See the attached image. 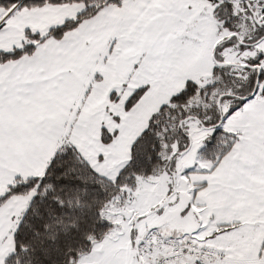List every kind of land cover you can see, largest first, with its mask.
<instances>
[{
  "label": "snow or ice",
  "instance_id": "snow-or-ice-1",
  "mask_svg": "<svg viewBox=\"0 0 264 264\" xmlns=\"http://www.w3.org/2000/svg\"><path fill=\"white\" fill-rule=\"evenodd\" d=\"M209 20L216 41L211 75L187 78L160 105L115 182L97 172L73 142L74 131L95 116L85 111L104 79L95 66L112 67L113 60L132 66L104 104L119 124L112 106L132 77L177 71L192 56L189 34ZM152 87L149 79L132 88L123 110ZM119 131L102 123L101 142ZM196 136L194 163L177 173V160ZM53 138L58 146L47 155ZM165 157L173 180L175 174L204 176L192 181L181 215L193 205L201 210L192 213L198 226L191 231L158 235L155 245L150 235L141 240L142 255L170 248L155 259L146 255L147 264H264V0H0V264H79L83 245L71 242L73 234L91 252L103 235L88 239L85 222L93 232L115 227L101 215L116 194L111 189L165 165ZM25 168L29 174L14 170ZM205 188L208 198H223L231 219L217 221L215 212L207 224L200 219L208 208L197 192ZM93 208L98 219L89 216Z\"/></svg>",
  "mask_w": 264,
  "mask_h": 264
},
{
  "label": "crops",
  "instance_id": "crops-1",
  "mask_svg": "<svg viewBox=\"0 0 264 264\" xmlns=\"http://www.w3.org/2000/svg\"><path fill=\"white\" fill-rule=\"evenodd\" d=\"M186 44L192 52L191 58L177 71L170 75L161 77L159 74L155 77H149L146 73L137 72L132 77L129 88L123 93L120 104L112 106V111L121 117L117 124L107 112L104 111V104L107 101V92L110 88H120L122 82L127 79L128 73L132 66L130 63H117L111 61L112 67L105 64H98L93 69L103 74L102 82L94 85L93 97L85 109L86 112H94V118L85 119V121L73 133V142L77 144L81 152L91 162L93 168L109 179H115L120 169L128 162L130 157V148L136 137L146 128L150 116L168 101V98L176 91L183 88L187 78H197L201 69L210 72L213 64V47L215 40L213 38L207 43L200 39V26H195L189 34ZM212 51V52H211ZM167 72V69L164 70ZM90 78V77H89ZM149 79L153 81V87L149 93L141 99L129 112L123 110V99L130 94L132 88L147 82ZM156 81H160L157 83ZM106 85V86H105ZM87 80H85V87ZM102 88L103 91L98 93L96 90ZM82 94V90H81ZM98 97V98H96ZM108 127L109 131L119 128V134L113 140L104 144L101 142V124ZM62 142V141H61ZM58 146L57 138H53L48 142L46 154L50 155L51 151ZM24 171L29 174L30 169H14ZM209 189H201L197 192V196L207 200V208L205 216L208 217L212 212L216 213V220L231 219V216L223 210V198H208L206 193ZM201 210V209H200ZM167 235V234H165Z\"/></svg>",
  "mask_w": 264,
  "mask_h": 264
},
{
  "label": "rangeland",
  "instance_id": "rangeland-1",
  "mask_svg": "<svg viewBox=\"0 0 264 264\" xmlns=\"http://www.w3.org/2000/svg\"><path fill=\"white\" fill-rule=\"evenodd\" d=\"M200 39L207 43L212 39L215 26L212 21L200 23ZM212 52V51H211ZM199 74L203 77L210 76V72L201 69ZM199 136H196L193 146L176 162L177 173L192 163L196 158V148L199 146ZM165 165H161L156 173L150 175H137L135 186L126 188L127 195L119 202L107 206L103 212L115 227H110L99 241V244L91 252L81 254L79 264H138L135 253L134 240H140L142 235L157 228L163 234L172 236L183 232L191 231L197 227V220L193 212H200L199 208L193 205L190 212L181 215L188 201L192 199V189L195 184L192 181L203 179L199 173L193 172L189 177L175 174L173 180L165 171ZM205 166L201 164V167ZM171 184V191L169 185ZM197 196V199H199ZM129 197L132 199L129 200ZM165 198H168L160 208H157ZM121 211L131 212L126 217ZM137 218L135 224L134 219ZM205 224L208 223L206 216L200 217ZM135 232V236L133 233ZM103 248V255H97L100 248Z\"/></svg>",
  "mask_w": 264,
  "mask_h": 264
},
{
  "label": "trees",
  "instance_id": "trees-1",
  "mask_svg": "<svg viewBox=\"0 0 264 264\" xmlns=\"http://www.w3.org/2000/svg\"><path fill=\"white\" fill-rule=\"evenodd\" d=\"M184 87V86H183ZM166 103V102H165ZM159 110V108L156 110V111H158ZM155 111V112H156ZM152 116V115H151ZM150 116V117H151ZM148 122H149V120H148ZM147 126H148V123H147ZM146 126V127H147ZM141 134V133H140ZM139 134V135H140ZM138 135V136H139ZM137 136V137H138ZM136 137V138H137ZM130 151H131V148H130ZM130 158V157H129ZM160 166L161 165H158L156 168H155V170L154 171H152V172H149V173H144L143 172V170L141 171V173L140 174H138V175H150V174H154V173H156L157 172V170L160 168ZM123 168V167H122ZM121 168V169H122ZM120 169V170H121ZM120 172V171H119ZM118 172V173H119ZM118 175V174H117ZM136 176L137 175H135V178H134V180H128V182H126V183H124V182H120V183H118V189L119 190H117V188H112L111 189V192H115L116 194L115 195H113L112 196V198L108 201V203L107 204H105L104 205V207H103V209H102V211H101V215H103V212L105 211V209L107 208V206H109V205H113V204H115V203H119L126 195H124L123 197L121 196V193H125L126 192V188H132V187H134L135 186V183H136ZM116 178H117V176L115 177V179H110V180H112L113 182H115L116 181ZM91 191H94L95 192V194L97 195V196H100L101 198H102V200L103 199H107V196L106 195H104V194H102V193H100L98 190H95V189H92ZM95 211H96V209L95 208H93L92 209V211L89 213V216H92L93 218H95V219H98V217H95L94 216V214H95ZM89 225H90V221H86L85 222V226L82 228V232L84 233V234H86L87 235V237H88V239H93L94 240V242H95V240L97 239V238H100L101 237V235H104L106 232H107V230L110 228V227H107V228H96L95 230H94V232L93 231H89ZM72 243H74V244H80V245H83L81 248H80V255L81 254H83V253H85V252H87V245L84 243V240H83V237L81 236V234L80 233H75V234H73V240L71 241Z\"/></svg>",
  "mask_w": 264,
  "mask_h": 264
},
{
  "label": "built area",
  "instance_id": "built-area-1",
  "mask_svg": "<svg viewBox=\"0 0 264 264\" xmlns=\"http://www.w3.org/2000/svg\"><path fill=\"white\" fill-rule=\"evenodd\" d=\"M132 198L129 197V200H131ZM150 235L151 236V239L150 241H148L149 243H152L153 245H155L157 243V238H158V235L159 236H169V235H165L163 234L159 229L157 228H154V229H150L148 231H146L142 237L140 238V240L137 241V249L139 251V255H140V260H141V264H147V260H146V255H151L153 259L157 258L158 256L160 255H167V254H170V248L169 246L167 245H162V250L161 248H156V247H153L152 249V252L150 254H145V255H142L141 254V250L140 248L138 247L139 243L141 240H144L146 236Z\"/></svg>",
  "mask_w": 264,
  "mask_h": 264
},
{
  "label": "water",
  "instance_id": "water-1",
  "mask_svg": "<svg viewBox=\"0 0 264 264\" xmlns=\"http://www.w3.org/2000/svg\"><path fill=\"white\" fill-rule=\"evenodd\" d=\"M167 200H168V198H165L164 201H163V202H162L157 208H160L164 203L167 202ZM121 213H122L123 215H125L126 217H130L131 214H132L131 212H127V211H121ZM136 220H137V218L134 219V221H133L134 224H135ZM134 246H135L136 257L139 256V259H137V260H138V264H141L139 251H138V249H137V240H136V239L134 240Z\"/></svg>",
  "mask_w": 264,
  "mask_h": 264
}]
</instances>
